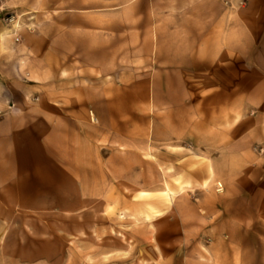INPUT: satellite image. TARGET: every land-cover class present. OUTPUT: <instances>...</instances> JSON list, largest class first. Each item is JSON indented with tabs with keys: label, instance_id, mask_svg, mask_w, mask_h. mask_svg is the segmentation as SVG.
<instances>
[{
	"label": "crops",
	"instance_id": "0c3cea01",
	"mask_svg": "<svg viewBox=\"0 0 264 264\" xmlns=\"http://www.w3.org/2000/svg\"><path fill=\"white\" fill-rule=\"evenodd\" d=\"M20 165L168 198L140 264H264V0H0V231Z\"/></svg>",
	"mask_w": 264,
	"mask_h": 264
},
{
	"label": "rangeland",
	"instance_id": "374dc122",
	"mask_svg": "<svg viewBox=\"0 0 264 264\" xmlns=\"http://www.w3.org/2000/svg\"><path fill=\"white\" fill-rule=\"evenodd\" d=\"M28 168L20 165L19 191L3 199L0 264H140L137 237L145 223L159 217L156 205L171 204L168 198L146 191H128L134 196L124 197L100 181L105 191L97 192L98 182L87 180L104 176L94 172L96 166L64 168L82 169L78 177L83 181H66L69 175L62 181V167H51L50 175L44 165L30 173ZM78 189L80 195H75ZM215 189L222 194L223 183L217 182ZM128 238L131 243L123 242ZM229 250L239 252L234 246Z\"/></svg>",
	"mask_w": 264,
	"mask_h": 264
},
{
	"label": "built area",
	"instance_id": "2783aa9c",
	"mask_svg": "<svg viewBox=\"0 0 264 264\" xmlns=\"http://www.w3.org/2000/svg\"><path fill=\"white\" fill-rule=\"evenodd\" d=\"M6 20H7V21L10 23V22H12V21H13V17H11V16H8ZM220 186H221V184H220Z\"/></svg>",
	"mask_w": 264,
	"mask_h": 264
}]
</instances>
